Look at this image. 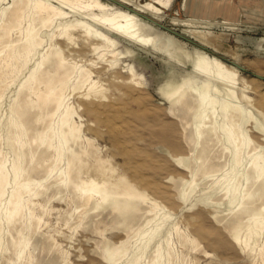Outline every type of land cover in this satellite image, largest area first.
<instances>
[{
    "label": "rangeland",
    "instance_id": "374dc122",
    "mask_svg": "<svg viewBox=\"0 0 264 264\" xmlns=\"http://www.w3.org/2000/svg\"><path fill=\"white\" fill-rule=\"evenodd\" d=\"M31 1L27 10H22L21 13L17 11L15 15L10 12L13 9L12 0L0 1L1 8L7 3L10 4V8L4 15L0 11V37L3 36L2 39L0 38V168L2 167L0 174L4 173L3 175L7 178L6 183L8 182L4 186L5 194L0 196V264H50V262L51 264H131L134 256L138 257L136 264H148L150 261L148 259L154 255V246L157 242L162 241L165 246L164 237L171 239L169 242L175 254L171 264L177 260L175 264H181L183 255L187 256L185 261L187 260L189 264H264L263 256L259 252L263 245L262 237L253 236L245 244L246 230L243 228L239 233V241H235L212 216L216 212L218 216L227 213L225 209L228 205L220 200L222 192L219 184L214 185V182L223 176L225 178L231 176L230 172L224 175L228 170V165H225L214 176H194L190 172L181 170L174 161L176 156L190 154L184 137L190 121L177 119L166 102H162L157 96L155 87L168 71L176 75L186 73L182 66L174 65L166 58L169 56V50L175 45L173 36H176L159 28L160 32L156 39L159 48L150 45L149 49L116 32L96 25L85 15L60 17L59 14H55L52 17L50 14L52 24L39 31L41 45H34L30 49L24 48L25 51L23 47L16 49L15 43L20 42L21 46L25 45L22 43L25 40L24 30L28 28L27 26L33 20L39 22L42 15L43 17L47 15L43 6L39 7L42 9H33L35 0ZM42 1L49 3L53 6L52 8L55 7L54 12L56 13L59 10L69 11L58 0ZM71 1L76 2V0ZM103 1L110 5L104 11L105 14L113 13L120 7L109 0ZM147 1L152 2L153 0H134L133 3L140 4ZM82 2L85 4L86 0ZM182 2L183 0H173L170 7L164 9L165 16L160 23L174 28L175 32L196 43L178 38L186 42L189 47L195 46L208 56H215L227 66L232 65L230 62L243 66L245 70H239L237 94L241 104L244 107H250L264 123V80L254 76V74L264 76V0H187L185 9L182 7ZM129 7L133 8L134 4ZM87 12L101 14V11L96 9ZM172 17L215 21L216 24L208 28L194 29L191 27L192 31L186 35L180 31L181 26L171 25ZM28 18L31 20L29 21ZM76 18L91 23L109 36H113L112 38L115 37L116 45L111 48L103 46L104 50L100 47V43L89 40L88 36L83 38L79 35V30L77 32L75 28H64L65 24H73ZM195 33L204 36L206 42H200L194 38ZM17 39L19 42H16ZM2 44L3 47H1ZM54 47L55 53L60 54V57L66 60H63L65 64L70 63V65L66 64L69 67H66L68 72L66 73V68L56 71L59 74L49 71L48 75L42 76L39 75L42 73L38 72L39 74H35L31 79L30 74L36 64ZM117 50L121 52L120 56L113 54ZM80 69L82 70L79 71ZM63 72L65 76H62ZM80 75L84 77L87 84L83 81L80 87L76 88L75 80H78ZM85 75H89V79ZM192 76L197 80L204 78L197 74ZM135 77L140 78L141 85L134 82ZM25 83L27 88L22 86ZM22 87L25 89L21 90ZM243 93L247 94L250 101L244 98ZM59 98L62 99L60 107H58ZM68 105H71L80 115V117L75 116L74 120L81 130L79 146H77L78 149L76 148L81 166L79 164L74 167L70 172L72 177L77 180L76 176L81 175L80 178L85 179L87 175H96L98 179H105L108 184L117 187L127 186L132 192L148 197L149 202L147 201L146 204L150 209L154 206L151 201L158 204L157 207L154 206V211L158 216H164L159 234H154L149 243L144 245V241L154 233L155 227L151 226L141 240L137 239L136 242L129 243L128 251L126 252L125 249L122 259H118L115 263L101 258L104 249L100 247V244L103 243L104 238L117 244L125 237L121 238V236L101 230L102 225L108 222V218L100 220L93 218V223L91 222V225L85 228L84 222H81L82 209L75 212L71 193H65L63 199L52 198L47 201L48 203L44 197L37 195L38 191L48 187L55 179L57 172L65 167L66 155L59 153L61 150L58 138L61 128L60 119ZM25 106L28 108L26 109ZM29 108H31V113ZM17 109L22 111L19 110L18 114ZM20 111L24 112L26 127L21 124ZM258 111H261L263 116L259 115ZM43 133L45 135L50 133L54 137L49 139ZM42 137H44V142L40 143ZM49 142L54 148L49 150L46 157L37 159L35 162L34 158L38 157L40 151L46 148ZM33 149L34 151H30ZM16 163H18L17 166ZM27 163H31L34 169L24 173L23 169ZM36 163L40 166L35 167ZM29 174H31L30 177ZM193 178V184L187 188V182ZM175 183L180 185L177 187ZM29 184L32 185L29 186ZM22 187L28 188V191L21 192L19 211L15 215L16 221L8 222L5 215L9 210L8 198L13 189L19 188L21 191ZM49 192L50 190L47 191L48 194ZM68 215L69 217L72 215V218ZM182 232H186L190 238L195 240V243L183 247L179 241L177 242ZM34 240H39L35 252L30 248ZM21 242H24L26 247L20 259L17 254Z\"/></svg>",
    "mask_w": 264,
    "mask_h": 264
},
{
    "label": "bare ground",
    "instance_id": "6f19581e",
    "mask_svg": "<svg viewBox=\"0 0 264 264\" xmlns=\"http://www.w3.org/2000/svg\"><path fill=\"white\" fill-rule=\"evenodd\" d=\"M58 1L62 5H64L65 8H68L69 11L67 12V11L59 10L56 13L54 12L55 7L52 8L53 6H50V4L47 3L46 1L35 0L34 2L35 6L33 9L37 10V8L43 6V9H46L45 11L47 15L43 17L42 15L43 13H42L41 14L42 17L39 18L38 16V18L40 19L39 22L32 19L33 22L29 24V26H27L28 28L26 27L27 28L26 30H24L25 40L22 44L25 43L26 46L25 45L21 46V44H19L20 42L17 39L16 42L18 41L19 43L14 44L16 46L15 47L16 49H20L21 47H23V50L24 48L30 49V47L34 45H39L40 43H42L39 31L43 27L47 28L49 27L50 24H52L51 22L53 20L52 18H49L50 14L52 15V17L55 14H59L60 17H65V16L76 17L78 15H85L91 22L95 23L96 25L109 29L113 32H116L120 34L121 36L129 39L130 41L136 44H139L141 46L148 47V48L150 45L156 48H159V46H157L156 44L157 35L160 32L159 28L167 32H170L177 37L176 38L173 36V41L175 45L171 50H169V56L166 58H168L169 61H171L174 65L182 66L186 70V73L183 75H176L172 73V71L170 72L168 71L166 74L163 75L162 80L155 87V93L157 94V96L161 98L162 102H166L171 113L177 119H180V120L188 119L190 121L189 126L188 127L186 126L187 132L185 133V136H184L185 141L189 147L190 154L188 153L189 155L187 156H176L174 158V161L181 170L185 172H190L194 176L196 175L214 176L217 172L222 170L225 165H228V170L225 171L224 175H227L230 172L231 176L230 177L228 176L226 178L225 176H223L220 179H217L216 182H214V185L219 184L220 186V190L222 192L220 200L225 201V203L228 205L227 208L225 207L226 208L225 210L227 213H225L222 216H218L216 212V213H213L212 216L216 220V222L219 224V226H222L229 232L230 234L229 236H231V239L235 241H239V233L243 228H245L244 230H246L245 240H244L245 244H247L249 239H251L253 236L262 237L263 245L260 248L259 252L262 254L263 260H264V123L262 122L260 117L257 114H255L254 111L250 107H244L240 102L239 96L237 94V90L239 87V68L236 65L237 63L230 62L233 66L232 65L227 66L225 65V63H223L221 60H219L215 56L210 57L204 51L199 50L195 46L189 47L186 42L180 41L178 38H181L185 41H188L194 44L196 43L186 38L185 36L180 37L183 35L178 32H175L174 28H169L161 24L160 21L163 20L165 16L164 9H168L173 0H153L152 2L147 1L145 3H140V4L133 3L134 0H109L110 2H113L114 4L120 6L113 13H110V14L104 13V11L107 10L110 5L107 4L108 2L106 3L103 0H86L85 4L82 2V0H76V2L75 1L72 2L71 0H58ZM31 2H32L31 0H12L13 9L10 12H12V14L14 15L15 13L17 14V11L18 13L19 11L21 13L22 10H25V9L27 10L29 8V5L31 4ZM132 4H134V7L130 8L129 6ZM186 5H187V0H183L182 2L183 9L186 8ZM9 8H10V4L7 3L6 6L0 9L1 14L4 15L6 10ZM39 9H42V8H39ZM92 9L101 11V14L87 12V11H91ZM30 20L31 19H29V21ZM215 24H216L215 21L195 20L191 18L179 19L177 17L171 18V25L181 26L180 31L186 35L188 34V32L192 31L191 27L194 29L208 28ZM68 27L70 29L72 28L77 29V32L79 30L78 33L83 38H87L88 36L89 40L100 43L101 44L100 47H102L103 49L105 48L103 46H108L111 48V47H114L117 43L116 40L114 39L115 37L112 38L113 36L112 37L109 36L108 34H106V32H103L102 30L96 28L91 23H88L83 20H78L77 18L75 19L73 24L69 23V24L64 25L65 29ZM194 38H196L200 42L202 41L206 42V39L204 36H200L196 33L194 34ZM60 42H63V41L60 40ZM3 44L1 47H3ZM10 47L12 46H9V48ZM97 47H98L97 49L100 50L99 46ZM62 48H64L63 45H62ZM54 50H56L55 47L54 49L51 48L49 53H46L41 58V60L36 64V67L30 74L31 79L38 72L42 73V74L38 73L39 75L45 76V75H48V73H50L49 71L56 72V71L65 70V68L67 67L66 64L69 62L65 64L64 61L66 60L62 59L61 58L62 56L60 57V54L55 53L56 51ZM80 51L84 53L83 50H80ZM113 54L120 56L121 52L117 50V51H114ZM99 55H101V53ZM67 68H66V73L68 72ZM81 70L82 69H80L79 71ZM51 74L53 75V73ZM193 74L201 75L204 78L201 80H197L196 78L192 76ZM67 75L69 76V74ZM62 76H65L64 72ZM80 76L81 77H79L78 80H75V83L77 82L76 88L80 87L83 81L85 82V79H83L84 77L82 78V75ZM86 76L87 75H85V77ZM134 82L138 85L142 84L139 77H135ZM85 84H87V82H85ZM22 86L23 87L26 86V83L25 85H22ZM23 87L21 88V90L25 89ZM18 94H19V91H18ZM243 96L247 101H250V98L247 96L246 93H243ZM61 100L62 99L60 98L58 99V107H60ZM18 107L19 105L17 106V108ZM30 109L31 108H29V112L31 113ZM19 110L17 111L18 114H19ZM14 113L15 112L13 111V114ZM23 113L24 112H21L20 116L18 114L17 115L21 117V124L25 125L26 127L27 124H25L26 120H24L23 118ZM258 113L259 115L263 116V113L261 111H258ZM75 116L80 117V115L71 105L66 106L64 109L63 115L60 119L61 128H60V137L58 138V145H59V149L61 150V152L59 153L60 155L62 154L66 155L65 167L61 169L60 171H58L53 182L50 185L48 184L49 186L48 187L46 186L42 191H38L37 195H41L42 197H44L47 202L49 200H52V198L53 199L54 198L63 199L62 197L64 196L65 193L67 192L71 193L72 202L75 204V205L73 204L75 207V212L76 210L80 208L82 209L81 222H84L83 226L85 228L91 225L93 218H96L97 220L98 219L100 220L102 218H108V222L106 220L108 224L107 223L103 224L102 225L103 229L101 230L103 232H108L115 236H121V238L125 237L124 240L118 242L117 244L113 243L110 239L108 240L104 238L103 243L100 244V247L104 249V254H103L104 258L103 257L101 258L105 260H110L111 262L115 263V261H118V259H120L123 256V254H125L124 253L125 249H126V252L128 251L127 247L129 243L136 242L137 239L141 240V238L146 234V232H148L151 229V226L155 227L154 233L150 235L147 240L144 241L145 243L144 245L149 243V240L153 237L154 234L156 235L159 234L160 233L159 230L162 228L161 226L163 223L164 216H158V214L154 211V206L157 207L158 204L151 201V203H153L154 206H153V209H150L149 205L147 206L146 204L147 201L149 202L148 197H144L142 195L132 192L127 186L117 187V186L108 184L105 179H98L96 175H87L85 179H81L80 178L81 175L80 177L76 176L77 180H75V178L72 177L71 175L72 173L70 174V172L74 169V167L79 164L81 166L80 156L77 154L78 151L76 152V148L77 146H79L78 143L80 141L81 130L79 126L75 123V120H74ZM31 120L33 119L31 118ZM21 124L19 125V127L21 126ZM30 124L32 125V123ZM45 137L52 139L54 136L50 133L49 134L46 133ZM42 138L43 139L42 141H40V143L44 142V137ZM88 140H85V141H88ZM35 141L37 140L35 139ZM12 143L14 144V142ZM30 146L31 145H29V147ZM51 148H54V147H52V144L49 142L48 146L40 151V153L38 154V157L36 156L34 158L35 162L37 159L39 160V159H42L43 157H46V155L50 152L49 150ZM34 149L30 151H34ZM87 150H88V147H87ZM163 150L165 151L166 149H163ZM23 152H25V150ZM51 152L53 154V150ZM15 154L18 155L16 152ZM33 154L35 156V152ZM81 157L83 158V156ZM27 158L28 157L26 155V159ZM49 158H53V157L49 156ZM61 158L60 160H62ZM54 160L55 159H53V161ZM24 162L26 163L27 160ZM24 162H22L23 165H24ZM17 164L18 163H16V166ZM34 166L35 167L38 166L37 163ZM32 169H34L32 167V164L27 163L26 167L23 169V172L28 173L32 171ZM1 170H2V167L0 168V171ZM3 174H0V196L3 195L4 186L5 184L8 183V182L6 183L7 178ZM30 175L31 174H29V177ZM32 177H33V174H32ZM197 179H199V177ZM222 180H225L226 182L225 181H224L225 183L221 182ZM193 181H194V178L191 181L187 182L188 184L187 188L189 187L190 184H193ZM175 184L177 187L178 185H180L178 183H175ZM30 185L32 184H29V186ZM20 189L21 191L19 190V188L16 190L13 189V191L11 192L8 198L7 203L9 204V210L8 212L6 211L7 214H5L6 220L8 222L13 223L14 220L16 221L15 215L19 211V202H20V197L22 194L21 192L28 191V188H25V187H22ZM49 190L51 193L49 192L48 194L47 191ZM22 209L21 211H23ZM70 217L72 218V215H70ZM163 240H164L165 246L162 244V241L157 242V244L154 246L155 247L154 255L153 257L150 256V258L148 259L150 260L148 261L149 262L148 264H171V261L175 258L173 248L171 247L170 242H169L171 239L169 240L164 237ZM34 241L32 244H30L31 245L30 248L31 250L35 252V250L38 247L39 240H36L35 242ZM178 241L183 247L187 246L188 244L193 245L195 243V240L193 238H190V236L186 232H182V235H180L177 239V242ZM196 246L198 247L197 244ZM25 247H26V244L24 242H21L19 244L18 246L19 251L17 254L18 258L21 259L23 250ZM200 251L205 252L204 250H200ZM182 252L183 251H181V253ZM113 255H116V256L114 257ZM186 257H184V255L181 257V260H182L181 264H189L187 260L185 261ZM137 261H138V257L134 256L131 261V264H136ZM52 262H55V261H52Z\"/></svg>",
    "mask_w": 264,
    "mask_h": 264
},
{
    "label": "water",
    "instance_id": "95a60500",
    "mask_svg": "<svg viewBox=\"0 0 264 264\" xmlns=\"http://www.w3.org/2000/svg\"><path fill=\"white\" fill-rule=\"evenodd\" d=\"M180 37H184V36H180ZM236 65H237V67L239 68V70H241V71H244V70H245L243 66H241V65H239V64H236ZM254 76H255L256 78H258V79L264 80V76H262V75L254 74Z\"/></svg>",
    "mask_w": 264,
    "mask_h": 264
}]
</instances>
